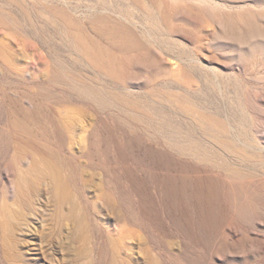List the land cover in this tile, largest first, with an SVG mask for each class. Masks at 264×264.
<instances>
[{
  "label": "rangeland",
  "instance_id": "obj_1",
  "mask_svg": "<svg viewBox=\"0 0 264 264\" xmlns=\"http://www.w3.org/2000/svg\"><path fill=\"white\" fill-rule=\"evenodd\" d=\"M0 264H264V0H0Z\"/></svg>",
  "mask_w": 264,
  "mask_h": 264
}]
</instances>
